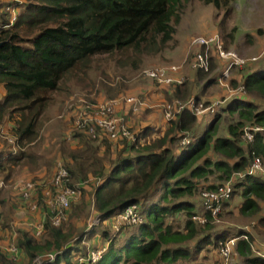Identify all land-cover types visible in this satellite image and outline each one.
Here are the masks:
<instances>
[{
  "label": "trees",
  "instance_id": "16d2710c",
  "mask_svg": "<svg viewBox=\"0 0 264 264\" xmlns=\"http://www.w3.org/2000/svg\"><path fill=\"white\" fill-rule=\"evenodd\" d=\"M186 1L0 0V87L6 92L0 102V122L14 120L18 147L24 148L27 141L37 139L38 121L49 95L61 90L67 74L98 56L129 50L139 55L160 53L174 40ZM200 1L224 11L226 18L233 13L236 0ZM8 6L16 10L17 20L7 28ZM221 29L224 47L229 50L226 43L233 42L236 31L226 33ZM186 56L182 73L190 70V81L160 86L171 90L165 93V104L194 98L197 104L207 106L212 101H205V93L219 85L218 77L226 63L210 52L208 71L193 70L190 65L194 51L189 50ZM257 62L248 63L245 68L256 66L238 76L232 75L230 86L243 85L245 95L224 100L204 130L201 126L205 118L186 107L167 122L164 130L144 127L136 132L135 141H96L80 132L72 136L77 140L75 147L65 139L58 141L64 167L69 172L67 185L94 180L93 203L100 223L87 231H77L65 228V223L55 227L47 222L39 238L27 230H18V247L29 261L53 252L57 253L56 260L43 264H77L76 258L88 252L83 246L85 240L100 233L103 243H109L95 264H181L191 261L195 251L209 247L218 250V262L220 245L230 239H237L235 251L246 263L264 264V253L252 250L247 232L216 229L213 223L222 212L217 218L210 212L204 213L202 199L201 211L197 212L194 202L198 195L202 198L203 192L217 190L230 180L233 193L224 208L231 205L228 202L234 196H239V211L248 216L258 213L264 202V177L249 174L256 158L264 166V131L253 132L252 142L244 140L246 127L264 128V107L255 101L264 102V64ZM240 70L243 69L236 71ZM120 92L123 89L115 90L110 98ZM224 115L236 118L225 127L223 136ZM11 165L27 167L34 174L42 168L51 172L53 166L32 151L15 155L11 150H0V171L9 169L6 179L11 177ZM32 181L37 192L44 189L41 179ZM2 194L1 191L0 205L5 206ZM130 206L138 208L144 221L123 228L110 238L109 231L102 226L111 230L113 218ZM177 215L182 216L181 227L174 222ZM200 215L207 218L206 224L193 220ZM0 217L3 228L7 227V220L5 223L2 214ZM122 235L125 238L120 244ZM194 241L196 245L189 247ZM9 259L0 251V263L14 264Z\"/></svg>",
  "mask_w": 264,
  "mask_h": 264
},
{
  "label": "rangeland",
  "instance_id": "374dc122",
  "mask_svg": "<svg viewBox=\"0 0 264 264\" xmlns=\"http://www.w3.org/2000/svg\"><path fill=\"white\" fill-rule=\"evenodd\" d=\"M233 9V13L225 18L224 11H217L212 5H206L200 0H187L183 5L182 22L178 28V32L174 35V40L168 43L167 47L160 53L139 55L132 50H129L113 56H98L91 59L85 66H80L78 70L67 74L60 85L61 90L49 95L50 99L45 104V108L38 121L40 134L35 141H27L24 146L25 150H33L35 151L34 153L45 154L47 157L44 156L45 159L53 163V161L57 159L55 158L56 150L54 145L61 139H64L71 131L73 118L77 115L81 104L104 102L109 101L110 99H122L123 97L130 95H137L144 103V105L141 106L139 113H130L125 116V120L131 126L132 131L139 132L147 126L164 130L168 122L165 110V93L167 94V92H170L171 90H165L154 85L145 76L146 70L155 67L183 64L182 61L187 57L185 54L190 50L189 48L186 52L185 43L189 42L190 44L193 37L203 35L219 34L222 37L224 35V32L221 29L222 27L226 33H230L232 30L236 31L234 32L233 42H225L228 44L229 50L235 51L244 58L255 56H260L261 58L263 55L264 0H236L233 3ZM259 60L260 61L257 62V65L264 64V56ZM251 66L247 68H236L234 69L233 74L238 76L240 72L248 70ZM238 69L243 70L236 71ZM186 70L187 69L184 70V77L185 81H188L189 72L186 73ZM105 85H110L111 87L106 88ZM119 88L123 89V93L121 94L120 92L117 97L110 98L111 95L115 94V90H118ZM206 93L207 96H204L206 98L205 101H210V98H214L217 95H225V89L216 85L206 91ZM227 95L228 94L226 93V96L224 97H227ZM1 96L2 94L0 90V100L3 99ZM179 100L187 102L182 99ZM220 100L227 101L230 99ZM255 101L258 102L261 107H264L263 101L256 99ZM235 118L236 116L227 117L224 115V123L222 125L223 130L221 133L223 136L225 135V127L232 123V120ZM211 119L212 117H205L201 130H204L205 127L210 124ZM10 122L14 123V120H10ZM6 125L9 129V125L7 123ZM72 134H74V132H72ZM8 136L14 139L13 143L9 142L5 137H0L1 147H11L12 151H18L19 148L16 146L17 137L12 134L10 129ZM107 141L109 142V140H106V142ZM110 143L112 144V142ZM112 145L116 146L115 144ZM42 173L45 174V177H50L52 175V172ZM42 173H39V179L42 178V176H40ZM7 174H9L8 171L5 173H1L0 171V181H5L7 185L5 188L0 189V192L2 191L3 193L2 196L5 199V206L1 205V214L5 223V220H7L8 223L12 221L18 222V220H22L25 215L29 216L31 211L28 209L27 204L23 203L21 196L15 189L16 185L21 181L17 180L23 178L22 176H28L32 177L30 179H35V176L31 175L27 170H22L19 166L13 168L9 179H6ZM84 182L85 181H80L74 183L72 186L82 189V196L80 199L72 203V206L68 211V213L70 212L71 214L68 216L67 213V218L63 222L65 223L63 225L65 228H74L77 231H87L89 230L90 225H92L94 219L97 218L93 203L94 188L96 184L94 183V180ZM215 184L219 183L215 182ZM200 196L201 195H198L194 199L197 212L201 211ZM33 200L36 201L37 199L34 198ZM38 202L40 207H43V209L47 211L45 197L38 200ZM228 203H231V205L225 207L221 213L222 215L213 223L215 228L243 230L247 232L249 234L250 242L253 245L252 250L255 253H264V202H261L258 213L253 215L250 214L248 216L242 215L239 211V196H234ZM20 211H23L24 213L17 214L20 213ZM28 220L33 222L31 224L36 223L31 216ZM168 221H171V219ZM174 222L177 225L180 224L181 227L183 224L182 216L177 215L176 221L174 220ZM16 227L17 230L24 229L30 231V228L25 225H16ZM102 227L109 231L110 238L116 235L105 225ZM200 228L203 230V227ZM199 237L203 236L201 235ZM124 238L125 235H122L119 238L120 244L123 242ZM108 243H103L99 233L98 236L91 240L86 239L83 246H85L87 250L99 249L102 246L107 247ZM193 245H196L195 241L193 244H189V247L192 248ZM0 251L8 256L5 252V247H0ZM217 251L213 250L211 247L195 251L196 254L194 255L196 257L193 255L194 258L192 257L191 261H186L181 264H217ZM9 260L14 264H32L25 253L21 256L19 255L15 260L12 258ZM232 264L249 263H246V259L240 257L235 251L232 257Z\"/></svg>",
  "mask_w": 264,
  "mask_h": 264
},
{
  "label": "built area",
  "instance_id": "2783aa9c",
  "mask_svg": "<svg viewBox=\"0 0 264 264\" xmlns=\"http://www.w3.org/2000/svg\"><path fill=\"white\" fill-rule=\"evenodd\" d=\"M5 1V0H4ZM15 2L18 0H14ZM10 11L8 15L9 24L11 27L17 20V12L11 7H7ZM190 50L194 51V60L191 63L193 70L202 69L208 71L210 67L209 56L210 52L215 53L226 64L218 77L219 85L225 89L228 94L224 99H230L234 96L245 95V88L243 85L233 88L229 84V80L236 68H243L248 63L259 61L260 56L251 58L241 57L238 53L232 50H226L224 41L221 35L211 34L193 37L191 39ZM184 64V63H183ZM181 65H170L167 67H155L145 71V76L148 80L155 82V85L171 86L174 84H181L185 81V77L181 75L183 69ZM224 100H215L209 105L204 103L197 104L194 98L187 102L176 100L174 103L165 104L166 116L168 121L175 117L176 114L183 111L186 107L194 109L196 116L200 118L212 117L218 112ZM144 103L137 95H130L122 99L109 100L104 102H95L91 104H81L77 115L73 118L71 132H80L88 135L91 139L96 141L110 140V141H135L136 133L132 131L131 126L125 120V116L130 113L137 114ZM264 128L259 126L246 127L244 130L245 142H252L253 132H263ZM0 137H5L9 142L13 143L14 139L8 136L4 127L0 124ZM15 144V143H14ZM17 146V145H16ZM260 174L264 177V166L259 158L253 162L249 174ZM69 179V172L64 165L58 164L55 173L50 181V186L45 189V203L47 204V211L39 223L31 225L32 233L36 237H41L45 231L47 222L51 225L59 227L67 218V213L70 210L72 203L80 199L82 196V189L79 187H70L67 185ZM232 180L225 182L217 190L205 191L202 193V207L203 212H210L215 218L224 210V204L231 198L233 193ZM85 183V182H84ZM7 185L5 181H0V189ZM15 189L21 196L23 203L27 204L31 212L40 210L38 201H34V195L37 193V185L31 180L20 181ZM1 215V205H0ZM194 221L206 224L207 218L204 215L194 216ZM144 221V216L140 213L136 206H130L123 212L116 215L111 223V230L113 233L120 232L123 228L136 226ZM100 223L97 217L94 219L90 228ZM3 231L2 221L0 217V233ZM246 238V237H245ZM237 247V239H230L222 243L219 248V261L217 264H232V257ZM107 247L104 246L99 249H88L85 256H78L76 258L77 264H95L105 253ZM5 252L9 258L17 259L21 254L18 247L17 237L12 236ZM57 253H44L39 255L32 264H43L45 262L52 263L56 260Z\"/></svg>",
  "mask_w": 264,
  "mask_h": 264
},
{
  "label": "crops",
  "instance_id": "0c3cea01",
  "mask_svg": "<svg viewBox=\"0 0 264 264\" xmlns=\"http://www.w3.org/2000/svg\"><path fill=\"white\" fill-rule=\"evenodd\" d=\"M190 44H191V41H190ZM190 44H189V42L188 43H185L184 45H185V50H186V52L189 50V48H190ZM186 55V54H185ZM183 62V61H182ZM186 73L187 72H189V75L191 74L190 72V70H186L185 71ZM181 75H183L184 76V73H182V71H181V73H180ZM212 87H210L209 89H211ZM208 89V90H209ZM0 90H1V94H2V96L1 97H3V99H4V97H5V95H6V92H5V90H4V88L3 87H0ZM207 90V91H208ZM205 96H207V93L205 94ZM224 96H226V91H225V95H217L216 97H214V98H210L211 99V101H213V100H219V99H223L224 98ZM3 99H1L0 100V102L3 100ZM6 123L9 125V129L11 130V132H12V134H14L15 135V124L14 123H11L10 122V120H7V121H5L4 123H1L0 122V124L4 127V129L6 130V132L8 133L9 132V129H8V127H7V125H6ZM136 133V132H135ZM73 136V134H72V132L70 131L67 135H66V137L64 138L68 143H70L73 147H75L76 146V142H77V140L75 139V138H73L72 137ZM61 140H63V139H61ZM122 142V141H121ZM2 145H0V150H11L12 151V149H11V147H1ZM17 147H18V145H17ZM14 148V147H13ZM19 148V147H18ZM54 148H55V150H56V156H55V158H57L55 161H53V165H54V167L52 166L51 168H52V175L50 176V177H45V174H43L42 172H49V171H47L45 168H42V170H40L38 173H36V174H34V173H32L27 167H24V168H21L22 170H27V171H29L30 172V174L31 175H33V176H35V178H38L39 176V173L41 172L42 174L40 175V176H42V178H41V184L40 185H43V187H44V185H45V187H44V189H41L40 191H38L37 192V194H35L34 195V198L35 199H37L36 201H38V200H40V198L41 199H43L44 197H45V195H44V192H45V189H47L49 186H50V181H51V179H52V177H53V174L55 173V171H56V168H57V165L58 164H63V160H62V157H61V154H60V152H59V149H58V143H56L55 145H54ZM14 150H16V149H14ZM15 155H19L20 153H22V152H24V153H28L29 151H26L25 150V148H19L18 149V151H12ZM32 152H35V151H33L32 150ZM35 154H37V155H41V156H45V154H40V153H35ZM46 157V156H45ZM47 158V157H46ZM64 165V164H63ZM12 166V165H11ZM16 166H18V165H16ZM16 166H12V171H13V168L14 167H16ZM10 168V167H9ZM6 171H9V169H6L5 170V172ZM4 172V173H5ZM51 172H49V173H51ZM23 178H20V179H18L17 181H22V180H33V179H30V178H32V177H28V176H22ZM34 178V177H33ZM1 213H2V206H1ZM21 213H24L23 211H20V213H17V214H21ZM45 213V211H44V209H43V207H41L40 208V210H38V211H36V212H31L30 214H29V216H27V215H25L24 216V218L22 219V220H18V222H10V223H8V225H7V227H4V229H3V231L0 233V247L1 248H6L7 246H8V244H9V242H10V240H11V238H12V236L13 235H15L16 237H17V240H18V236H19V233H18V230H17V227H16V225H18V226H23V225H25L26 227H29L30 229V231L29 232H32V228L30 227L32 224L31 223H33V222H30L28 219L30 218V216H31V218H33L34 219V221L36 222V223H39L40 221H41V219H42V217H43V214ZM20 230V229H19ZM23 254V252H21V254H20V256Z\"/></svg>",
  "mask_w": 264,
  "mask_h": 264
}]
</instances>
